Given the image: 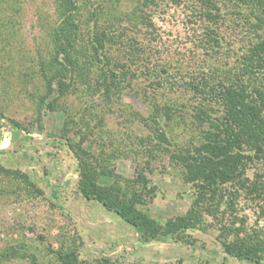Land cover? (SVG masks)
Masks as SVG:
<instances>
[{"label":"rangeland","instance_id":"obj_1","mask_svg":"<svg viewBox=\"0 0 264 264\" xmlns=\"http://www.w3.org/2000/svg\"><path fill=\"white\" fill-rule=\"evenodd\" d=\"M80 1L85 40L105 33L114 41L108 39V51L124 56L131 41L139 49L133 65L141 72L154 69V75L166 77L163 70H168L180 82L226 60L234 64L254 35L243 15L231 14L232 0H214L223 13L217 26L204 16L203 0H154L144 7V0ZM240 8L248 14V8ZM55 20V0H0V114L22 126L0 123V166L20 170L35 185L12 174L0 175V252L14 247L35 257L1 264H49L55 258L51 250L62 244L76 247L83 264H256L229 256L218 240L223 222L235 221L241 236L254 230L264 233V199H255V193L252 197L242 192L235 212L225 211L223 205L217 217L207 216L206 229L187 230L192 243L171 239L145 243L133 226L79 192V164L69 139L79 140L81 132L88 134L84 148L93 153L103 147L111 152L120 145L124 152L114 159L117 172L131 179L137 176L144 157L137 159L128 150L140 137H153L152 130L136 119V112L146 117L152 113L144 97L152 90L151 79L146 75L134 79L132 86L114 94L112 104L80 90L61 99L56 111H40L43 81L37 65L50 50L48 31ZM210 28H218L219 49L206 45ZM178 97L186 101L190 95L183 92ZM70 116L79 123H71L67 131ZM174 126L166 128L172 141L190 145L192 135ZM147 176L156 194L143 208L152 216L165 222L190 209L196 190L169 154L157 153ZM247 176L264 179V161L249 162ZM112 182L109 176L100 179L103 186Z\"/></svg>","mask_w":264,"mask_h":264},{"label":"trees","instance_id":"obj_2","mask_svg":"<svg viewBox=\"0 0 264 264\" xmlns=\"http://www.w3.org/2000/svg\"><path fill=\"white\" fill-rule=\"evenodd\" d=\"M55 1L56 20L48 31L51 47L45 57H40L37 65L43 81L40 111H56L61 99L80 90L89 95L97 94L107 104H112L114 94L125 86H132L134 79L141 75L151 79L152 90L145 91L144 97L152 106V113L146 117L136 112V119L152 130L153 137H140L139 143H131L135 147L128 150L137 159L140 155L144 157L135 178H127L116 170L114 159L124 152L120 145L111 152L103 147L96 154L83 146L87 133L78 134L79 140L69 139V148L79 164L78 190L86 199L99 202L133 226L139 239L145 243L169 239L192 243L186 237V231L206 229V217H217L223 205L225 211L235 212V204L242 192L252 197L255 193V199H264L262 176L256 180L247 176L249 162L255 159L264 161V0H232L235 5L231 14L243 15L254 32L249 44H245V53L238 56L234 64L226 60L221 66L201 69L187 79L183 75L181 82L173 80L168 70H163L166 77L162 73L154 75V69L141 72L133 65L138 58L135 51L139 49L131 41L127 42L130 48L128 55L124 56L121 51L120 54L108 51L109 38L105 33L92 34L85 40L82 37L81 1ZM203 1L204 16L217 26L223 18L222 6L214 0ZM153 2L144 0L141 5L148 6ZM244 6L248 8V14L242 12L240 7ZM206 34V45L219 49L218 28H210ZM183 92L190 95L186 101L178 97ZM1 122L8 127H22L19 122L2 114ZM71 123L77 125L79 122L74 116L68 117L65 123L67 131L72 129ZM174 125L182 133L192 135L190 145L172 141L173 136L166 128L172 129ZM157 153L169 154L171 160L183 168L185 180L196 190L190 209L165 222H160L143 208L156 194L147 171L151 170V161ZM3 173L35 186L20 170L0 166V175ZM103 175L113 178L110 186L100 183ZM241 229L235 226V221L232 224L223 222L218 240L224 251L239 260L263 264L264 233L254 230L241 236ZM232 233H235L234 238L229 239ZM51 251L55 258L49 264H83L76 247L62 244L59 249ZM29 256L35 258L12 247L0 252V264Z\"/></svg>","mask_w":264,"mask_h":264}]
</instances>
